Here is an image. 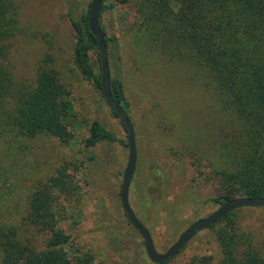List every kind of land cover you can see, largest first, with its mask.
Masks as SVG:
<instances>
[{
	"label": "rangeland",
	"instance_id": "rangeland-1",
	"mask_svg": "<svg viewBox=\"0 0 264 264\" xmlns=\"http://www.w3.org/2000/svg\"><path fill=\"white\" fill-rule=\"evenodd\" d=\"M17 1L21 32L13 40L10 54L15 79L34 83L39 64L50 51L71 94L74 138L70 145H63L58 139L39 136L29 141L25 153L16 152L12 157L1 148L0 160L12 172L17 186L11 196L0 200V210L6 215L10 211L23 224L32 187L72 160L82 196L69 207L58 227L72 236V244L64 248L69 257L74 260L90 251L96 264H155L121 200L129 161V148L124 145L128 132L121 119L113 115L97 84L83 76L73 61L75 40L67 12L72 10L78 19L93 0ZM134 21L132 4L117 5L102 15L108 35L117 38L115 51L122 57L119 62L110 60L111 75L125 82L136 131L138 165L130 204L151 232L157 251L165 253L190 226L221 207L211 201L221 194L216 185H193V168L186 164L185 169L181 162L187 155L186 146L211 157L218 141L229 131L231 118L196 82L190 68L157 58L148 64L139 59L138 64L129 31ZM92 60L99 74L101 64L96 53ZM94 120L114 132L117 141L85 148L84 140ZM237 212L241 230L254 233L264 246V206L244 207ZM26 236L42 250L50 234L28 228ZM203 256H211L213 264L221 260L215 230L199 232L169 264H185Z\"/></svg>",
	"mask_w": 264,
	"mask_h": 264
},
{
	"label": "trees",
	"instance_id": "trees-1",
	"mask_svg": "<svg viewBox=\"0 0 264 264\" xmlns=\"http://www.w3.org/2000/svg\"><path fill=\"white\" fill-rule=\"evenodd\" d=\"M104 1L100 25L109 61L119 62L122 57L115 51L117 38L108 35L102 15L117 5L132 4L135 21L129 31L137 63L157 58L190 68L196 82L231 118L229 131L211 157L186 146L181 163L185 169L186 164L193 168L191 183L216 185L221 194L211 201L220 206L240 197L263 198L264 0H109L108 5ZM91 6L78 19L69 9L67 17L74 33V64L102 91V68L97 74L92 60L96 53L102 64L98 40L89 26ZM20 32L18 1L0 0V149L5 147L9 157L25 153L29 141L39 136L58 139L63 145H70L74 138L71 94L50 51L44 54L34 83L16 81L10 54ZM111 91L130 117L127 89L120 77L111 78ZM116 141L114 132L94 120L84 145L92 149ZM124 145L129 148L128 142ZM75 165L65 161L32 187L23 224L10 211L6 215L0 210L1 264H96L90 251L72 260L64 249L72 244V236L58 229L69 207L81 200ZM13 178L0 160V200L13 194L17 186ZM237 210L207 228L216 231L222 254L218 264H264V246L254 233L241 230ZM28 228L50 234L44 249L38 250L26 236ZM185 264H213V259L195 257Z\"/></svg>",
	"mask_w": 264,
	"mask_h": 264
},
{
	"label": "water",
	"instance_id": "water-1",
	"mask_svg": "<svg viewBox=\"0 0 264 264\" xmlns=\"http://www.w3.org/2000/svg\"><path fill=\"white\" fill-rule=\"evenodd\" d=\"M104 0H93L89 14L90 31L98 40L99 50L102 56V92L104 98L113 112H115L125 125L128 132L129 146V161L124 173V181L121 190V200L124 211L130 220L131 224L141 234L145 241V247L149 259L155 264H162L170 259L175 258L186 244H188L199 232L210 228L225 217L230 212H233L243 207H261L264 206L263 198H247L240 197L220 207L214 214L203 218L186 231L182 233L177 242L165 253H159L155 247L151 232L146 228L137 217L135 211L130 204V188L134 179L138 165V148L136 141V131L134 125L125 111V109L117 103L111 91V70L110 61L108 58V48L105 36L100 25V14L102 11Z\"/></svg>",
	"mask_w": 264,
	"mask_h": 264
}]
</instances>
